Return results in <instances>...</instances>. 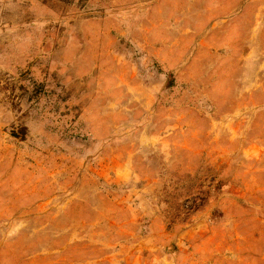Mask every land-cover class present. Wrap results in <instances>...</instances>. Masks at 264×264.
<instances>
[{
	"label": "rangeland",
	"instance_id": "rangeland-1",
	"mask_svg": "<svg viewBox=\"0 0 264 264\" xmlns=\"http://www.w3.org/2000/svg\"><path fill=\"white\" fill-rule=\"evenodd\" d=\"M0 264H264V0H0Z\"/></svg>",
	"mask_w": 264,
	"mask_h": 264
}]
</instances>
